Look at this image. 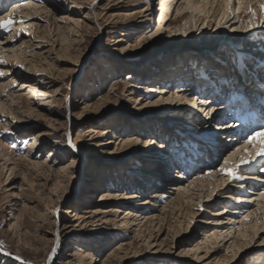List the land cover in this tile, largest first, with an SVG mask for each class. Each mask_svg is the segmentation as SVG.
<instances>
[{
    "label": "rangeland",
    "instance_id": "374dc122",
    "mask_svg": "<svg viewBox=\"0 0 264 264\" xmlns=\"http://www.w3.org/2000/svg\"><path fill=\"white\" fill-rule=\"evenodd\" d=\"M25 1L0 7V21L10 14L13 21L0 30V264H264V228L251 230L264 227V199L254 195L264 182L247 193V180L225 176V188L202 191L190 163L207 175L226 155L198 157L184 144L200 139L197 110L175 80L198 65L224 81L226 60L264 59L259 0H245L256 12L248 31H234L240 24L220 22L222 15L204 22L189 9L176 27L158 25L162 0ZM12 4L45 10L27 16ZM242 10L246 23L253 20ZM23 82L52 97H30ZM196 116L202 124L206 112ZM217 135L210 144L221 145ZM158 162L167 167L165 184L144 176ZM259 167L253 174L264 162ZM144 178L149 187L140 188ZM180 185L192 192L172 189Z\"/></svg>",
    "mask_w": 264,
    "mask_h": 264
},
{
    "label": "bare ground",
    "instance_id": "6f19581e",
    "mask_svg": "<svg viewBox=\"0 0 264 264\" xmlns=\"http://www.w3.org/2000/svg\"><path fill=\"white\" fill-rule=\"evenodd\" d=\"M235 1H236L235 4H233L234 0H225L221 2L218 1L217 3L210 1V0H184L185 3L180 0H177V2L175 0H162V4H160L159 15L157 13L158 25L165 24L164 27L171 28V24L175 23L176 24L175 27H176L178 25V22H180V20L184 17L186 10L189 9L192 11V13H198L199 15H195V16H198L197 18L199 20L202 19V21L204 22L206 21V19H210V18H213L214 20H218L217 19L218 15H222L221 19H219L220 22L221 20L223 21L226 20L225 23H228L231 21L232 25L240 24L235 29L233 28L234 31L240 30V29H243L244 31H248L249 29L252 30L256 26L248 29V23H246L247 16L243 15L245 12L242 9L244 8L246 10L248 8V5H246V1L242 0V3H239V4L237 3V0ZM247 1H250V0H247ZM252 1H255V0H252ZM260 1H263V0H259V2ZM243 2L245 3V5ZM259 2L256 1L254 6L255 8L258 9V14L261 15L262 13L260 12L259 5H258ZM0 3H6V0H0ZM242 5L244 6L242 7ZM11 6L15 8L12 11L24 12V14L27 16H31L33 13H38L42 10H45V8H43L42 6L30 7V4H27V7H25L24 9L14 4H12ZM172 7L177 16L175 17V20L173 22H171L169 18ZM237 20L239 21L237 22ZM263 27H264V24H263ZM229 29H231V26L229 27ZM177 31L175 33H177ZM178 33H180V31ZM22 44H26V41H22ZM261 46L263 47L264 43H262ZM257 55H258L257 53H254L253 56H256L259 58L260 56L259 55L257 56ZM13 56L6 55V57L8 58H13ZM173 57L175 59L173 60V62L169 64L170 67L172 66L176 67L177 66L176 63H178L179 61V57H177L176 54H174ZM223 57H219V59L223 61ZM256 57H253V59ZM244 58L241 56L238 57V59L240 60L237 63L231 64V66H228L230 62L226 60L225 67L229 68V71H228L229 76H226L227 78L224 81L221 79L222 75L220 74L216 75L218 73H215V72L208 74V72L204 70L203 68H201L200 65H199L200 67H198V65L196 66L197 70H192L191 77L190 75L189 76L180 75L182 78L180 76L175 77V80L177 81V83L178 82L182 83L181 88H179L178 95L181 98L189 102V104L192 106L191 107L192 110H197L196 115H198L200 111L206 112V116L204 117L205 119L203 118V121H199V123H202V124L197 123V121L199 120V117H197L194 114L192 115L194 118H197L195 122H193V125L196 124L194 127L198 129V131L194 133L196 137L200 136V139L196 141V138L193 137L192 139L190 138L191 140H189V142L185 141L184 143L183 141L185 145L190 146L191 150H193L194 148L196 149L195 151L197 152V148H198L199 154L202 153L204 154V156L205 155L211 156L212 154H214V156H218V155L225 154L226 159H227L229 155H231L233 152H236L237 149H240V151L236 152V155L233 157L234 163H238L240 160V157L245 155L243 151L244 146H247L250 152L255 151V148L252 145L246 144L247 139L245 137L247 133L249 136L253 134L252 132H257L261 130V129L256 130V125L258 124L257 122L261 121L262 119L260 118L254 119V117H250L246 119V117L240 114V109H241V106L244 105L243 98H246L245 96L247 97L249 96V99L254 103L256 102L257 98L259 99L260 96L264 95L263 90L256 91L254 89L256 88L258 83H260L259 85H264V59L259 58L260 60L258 59L257 60L258 63H256V59L245 60ZM207 69L210 70L208 67ZM211 71H213V69ZM195 72L197 75H194ZM17 76L18 74L15 73V76H14L15 82H17L16 81ZM198 77H202V78L196 79ZM230 80L232 82L228 83ZM22 84L24 85V87L21 88V90L23 89H25V91L28 90L27 92L30 97H35V96H39V97L41 96L44 98L52 97L50 90L48 91L31 82H23ZM250 87H253V88H250ZM147 89L149 92L156 91L155 90L156 88L154 87H149ZM1 90L2 89H0V93H1ZM194 90L197 92V94L192 96ZM235 90H238V91L235 92ZM166 92L167 90L163 88V90L159 92V94L166 93ZM17 99L20 100L21 98H17ZM233 101L238 104H233ZM193 104H195L196 106L193 107ZM248 104L250 103L248 102ZM29 105L30 104L28 103L26 107H29ZM237 106H239L238 109H237ZM1 107H3V105H1ZM214 112H215L216 117L214 114L213 116H211V114ZM215 126L217 127L215 128ZM177 130H180L181 132H185V130L181 128H178ZM212 131L214 133L213 138H215L216 133L219 135V136L217 135L216 139L217 141H219V144L221 145H218L216 142L214 143L215 145L210 144L211 141L213 140V138L210 137ZM260 140H261V137H257V141H256L257 145ZM206 142H209V143H206ZM230 142L238 143V145L237 144L234 145L233 148H230L231 150H228L229 148L227 149L224 148V145ZM189 143H194V145L192 146ZM190 159L193 160V158L190 157L188 163L192 162V160L190 161ZM195 162L196 161H194V163ZM263 162H264V158H256L255 160H253L252 163L240 169L244 171V173L242 174L244 176L245 182L247 180V184H248L247 187L249 186L247 193H253L254 189L252 187H255V185L259 182H264V177H261V174H260L264 170L261 169L262 170L261 172H256L253 174V172L259 166H260L259 168L263 166ZM194 163H190L191 165H190L189 171L191 172L193 170V173L196 176L195 182L198 183V186L202 189V191L205 190L206 187H208L207 196H210V194L213 193L216 189H221V188L226 187L227 179L225 176L220 174L219 170L215 169L214 166L216 164L215 165L212 164L214 165L213 167H211L212 165H208L209 168L207 169L211 170V172H209L211 173V175L207 174V175L199 176L198 174L201 173L202 168H200L197 165L195 166ZM211 168H214V169L212 170ZM166 169H167L166 164H160L158 162L155 164L151 163L150 168H146L145 170H143V172L145 173L144 176L149 175L153 177L154 179L159 178V180L165 184L167 182V177H166L167 175L165 176L164 174V172L165 173L167 172ZM248 170L250 171L248 172ZM181 174H184V173L181 172ZM181 177L184 178L185 176H181ZM165 178H166V182H164ZM145 179L146 178L143 179V182H139V184L141 185L140 188H142L143 185L147 183L150 184L149 181L147 182ZM252 181L253 182L255 181V184ZM148 184L147 186L149 187ZM181 186L182 185H180V187H173L172 189H176V190L179 189V193H181V191L182 192L188 191V193L192 192L190 188L183 187V189H181L182 188ZM254 195H257V197L264 199V197H261L260 192H257V194L255 192ZM228 197L229 198L233 197L235 199L241 198L240 196L234 195L233 192H231ZM228 197H226V199H228ZM250 199L252 198L242 197V201H249ZM250 215L251 214L247 216L249 217ZM261 228H264V227L258 225V222H256L251 227V230H253L254 232H257ZM240 236L245 237V238L251 237V233H249L248 235H246L245 233H241ZM236 245H237L236 242H233V245L228 247V249L234 248Z\"/></svg>",
    "mask_w": 264,
    "mask_h": 264
},
{
    "label": "snow or ice",
    "instance_id": "6c2138e0",
    "mask_svg": "<svg viewBox=\"0 0 264 264\" xmlns=\"http://www.w3.org/2000/svg\"><path fill=\"white\" fill-rule=\"evenodd\" d=\"M237 3L238 4L242 3V0H237ZM259 9H260V12L262 14H264V3H260ZM247 12L253 17V20L248 21V28H253L256 26V23H255L256 12L252 9L251 6H248ZM12 22L13 21L11 19V14H10L9 19L0 21V30L10 31ZM21 23H23V21H21ZM217 27H219V25H217ZM4 63H5V61L0 59V64H4ZM3 75H4V73L0 72V76H3ZM195 106L196 105L193 104V107H195ZM213 111H214V109H213ZM5 131H7V129ZM257 137H261V140L259 141L258 145L256 144ZM67 143L69 145L75 147V145L72 144V139H71L70 135L67 139ZM246 144L252 145L255 148V151L250 152L248 150V147L244 146L243 151H244L245 155L240 157V160L238 163H234L233 157L236 155V152L240 151V149H237L236 152H233L231 155H229L227 157V159L224 160L223 166L220 167V169H219V172L221 175L230 178L229 182H231L232 180L238 181V180L244 179L243 175L239 174V169H241L242 167L252 163L253 160H255L256 158H264V128H262L260 131L254 132L253 134L249 135L247 137ZM262 170H264V168H262ZM209 175H211V173H209ZM214 195H215V193H214ZM261 197H264V193H261ZM245 219H248V217L245 216ZM259 243L264 244V239H261L259 241ZM53 251H55V249H53Z\"/></svg>",
    "mask_w": 264,
    "mask_h": 264
}]
</instances>
